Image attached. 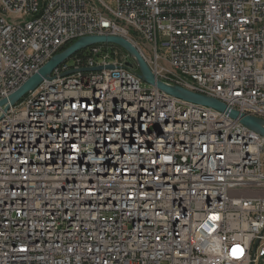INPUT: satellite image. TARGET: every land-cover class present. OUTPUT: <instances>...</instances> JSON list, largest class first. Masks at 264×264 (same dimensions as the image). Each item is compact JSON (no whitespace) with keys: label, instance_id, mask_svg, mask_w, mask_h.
<instances>
[{"label":"built area","instance_id":"1","mask_svg":"<svg viewBox=\"0 0 264 264\" xmlns=\"http://www.w3.org/2000/svg\"><path fill=\"white\" fill-rule=\"evenodd\" d=\"M104 34L264 127V0H0V264H264V134L240 117L113 42L10 103Z\"/></svg>","mask_w":264,"mask_h":264},{"label":"water","instance_id":"2","mask_svg":"<svg viewBox=\"0 0 264 264\" xmlns=\"http://www.w3.org/2000/svg\"><path fill=\"white\" fill-rule=\"evenodd\" d=\"M97 42H113L117 43L131 54H134L137 57V60L140 65L141 75L145 78V80L149 83L157 84L160 88L165 89L168 93H171L175 96L182 97L184 99L194 101L197 103H201L204 105L215 107L222 111H227L233 117H240V120L249 127H252L261 133L264 134V127L262 126V118L256 117L254 115L245 114L239 112V110L235 108H230L223 101L204 95L202 93L190 90L181 85H170L165 83L162 80H156V76L151 70L150 66L146 62V60L141 55V52L138 48L127 38L121 35H89L83 36L77 39L75 42L70 44L64 50L56 53L47 63H45L37 72H35L28 80H26L15 92H13L10 97V103H14L17 101L23 94H25L28 90L34 89L46 76L50 73L55 66H57L61 61L65 60L71 54L76 52L77 50L84 48L90 44ZM127 65H132L131 60H126ZM8 99L4 98L0 101V104L7 102ZM8 107V106H7Z\"/></svg>","mask_w":264,"mask_h":264},{"label":"rangeland","instance_id":"3","mask_svg":"<svg viewBox=\"0 0 264 264\" xmlns=\"http://www.w3.org/2000/svg\"><path fill=\"white\" fill-rule=\"evenodd\" d=\"M140 40L143 41L142 39H140ZM123 50H126V49H123ZM68 61L71 62L72 61V58H69ZM143 85L148 86V84L146 82H143ZM262 161H263V168H264V152L262 154Z\"/></svg>","mask_w":264,"mask_h":264}]
</instances>
